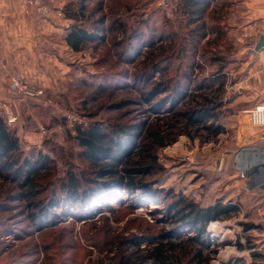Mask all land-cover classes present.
<instances>
[{
    "label": "rangeland",
    "instance_id": "rangeland-1",
    "mask_svg": "<svg viewBox=\"0 0 264 264\" xmlns=\"http://www.w3.org/2000/svg\"><path fill=\"white\" fill-rule=\"evenodd\" d=\"M17 1L24 20L16 31L9 27L6 39L25 45L6 49L0 59V117L17 134L26 156H46L52 168L43 172L51 176L47 190L40 187L32 195L0 171V264H151L159 243L194 234L172 216L177 196L200 206L218 198L247 207L257 202V194L239 193L241 182L231 178L230 163L216 168L232 128H224L220 140L200 126L186 125L183 116L201 99L204 90L198 88L209 85L222 67L226 103L220 122L235 120L239 107L232 99L243 88L231 87L244 72L245 47L263 32L256 24L249 32L236 25L241 0H213L205 15L206 35L199 41L189 36L178 0H47L40 11ZM79 3L85 12L72 20L66 13H77ZM74 24L88 31L99 27V40L72 51L64 37ZM191 41L198 43L195 55ZM190 64L194 72L186 79ZM93 121L134 127L135 146L117 166V175L126 168L144 185L129 191L109 177L82 199L90 189L82 182L73 203L61 192L69 174L95 177L70 136L75 126ZM240 121L246 125L241 132H253L248 113ZM157 135L165 146L146 151L144 145ZM151 153L159 168L143 173L137 167ZM38 200L40 208L34 205ZM247 207L209 223L210 245L202 249L207 264H235V242L245 238L238 223L264 216L263 207ZM189 248L194 253L200 247ZM188 258L171 264H196Z\"/></svg>",
    "mask_w": 264,
    "mask_h": 264
},
{
    "label": "trees",
    "instance_id": "trees-1",
    "mask_svg": "<svg viewBox=\"0 0 264 264\" xmlns=\"http://www.w3.org/2000/svg\"><path fill=\"white\" fill-rule=\"evenodd\" d=\"M83 1V0H82ZM213 0H178L177 7L183 20H186V29L191 36L197 41L203 38L205 34V15L211 8ZM85 12L84 6L78 4L77 13H66L69 18L76 20L78 16H83ZM81 19V18H79ZM194 25V28L188 30L187 25ZM97 31L99 27L95 26L94 30L90 31L77 26L71 25L64 41L66 45L75 52L82 50L88 43L99 40L97 38ZM192 34V35H191ZM195 40V41H196ZM192 43V54L195 55L197 42ZM193 63V62H192ZM194 65L190 64V72L185 75L189 79V75L194 72ZM223 68L220 67L216 74L210 80V84L206 87L200 86L199 90H204L200 96L201 99L195 103V107L189 110L184 116L185 123L188 126L198 127L206 130L212 136H217L219 133L225 131L222 123L220 122L222 116V108L226 101L222 98L224 92L225 76L221 73ZM182 85H176V90H182ZM206 89V90H205ZM207 91V92H206ZM137 131L131 125H113L110 123L104 124L103 122L93 121L87 127L75 126L73 128V135L70 136L71 141L80 149V156L82 159L92 165L93 171L91 172L95 178H86L81 174L79 176L69 174L67 181L61 185L62 193L69 197L74 203L79 199L80 194L78 189L82 182L87 185L88 191L82 193V199L91 194V190L97 186L103 185L101 179L109 178L119 187H124L126 190L131 191L133 187L143 186L144 183L137 181L132 177V171L123 169V175H117V166L121 161L128 158L134 147V139ZM163 136H156L155 140L149 145H144L146 151L153 150L158 147H163ZM132 141L124 145V141ZM149 154L142 159V163L137 167L138 170L146 173L149 169L159 168L157 157L155 154ZM51 160L46 156L37 154L35 157L29 158L24 154L20 146V140L17 134L11 130L6 124L5 120L0 117V171H5L7 177L13 176V179L18 181L22 188L30 191V195L34 191L43 187V192L46 191L45 185L49 183L50 174H43L47 169H51ZM49 185V184H48ZM98 189V188H97ZM159 195V192H155ZM43 203V202H42ZM37 208H40V201L34 202ZM42 207V206H41ZM239 204L236 202L216 199L213 203L200 206L194 202L183 197L177 196L172 201L171 211L175 222L179 224H187L194 233L193 236L186 240L179 242H166L159 243L154 247L151 255V264H171L174 261L180 262L181 258L190 259L191 262L196 264H207V259L202 256V249L209 247V235L207 226L210 222H220L224 219H229L240 213ZM243 231H247L255 226L240 224ZM198 245L200 248L192 252L189 245ZM239 249L242 246L236 243ZM192 247V246H191ZM194 249V248H193ZM183 252L181 255L176 251ZM193 253V254H192ZM254 256V255H253ZM141 264V262L129 263ZM254 264V263H252Z\"/></svg>",
    "mask_w": 264,
    "mask_h": 264
},
{
    "label": "crops",
    "instance_id": "crops-1",
    "mask_svg": "<svg viewBox=\"0 0 264 264\" xmlns=\"http://www.w3.org/2000/svg\"><path fill=\"white\" fill-rule=\"evenodd\" d=\"M241 1L243 11L237 12L239 16L236 18V25H239L238 27H244V29H247L248 32L249 28L253 26L252 24H254V26L257 25L261 28L259 30L263 31L260 36H264V0ZM23 18V6L19 1L0 0V27L1 30L4 31L0 32V59H3V53L6 49H17L18 47H21L20 45H25V43L19 44V42H9L6 39V35L9 33V27L12 26L15 28V31L18 30V28H21V21L24 20ZM256 41L245 47L244 55L246 57L244 59L245 62L243 63L245 67H242L244 72L243 74H239L242 75V77L239 76L237 79H235L234 85L232 86L234 88L231 87V90L233 91H236L237 87H241L243 90L237 91V94L232 99L233 103H236V105L239 107V109L235 112V115H233L235 120L232 122H227L226 124L221 122L224 128H232V133L227 148H224V153H221L222 158L220 166L224 163H230L233 171L235 170L233 175H231V178H233L235 183L241 182L238 189L240 191L239 193H243L245 195L257 194L259 196L257 202L255 204L252 203L248 207L239 200L231 202L238 203L240 209L245 207L250 209H254L255 207H263L262 209L264 215V127H252L254 128L253 132L243 133L241 132V128H245L246 125H242L240 121L241 114L247 113V110L257 104L264 103V53H253L252 49L256 44ZM242 69L240 71H242ZM236 75L238 74L235 73L234 76ZM242 84L243 86H241ZM218 136L221 137L219 138L220 140L225 138V135L222 132L219 133ZM248 144L255 145L262 152L260 153L258 163L251 167L248 174L242 175L235 169L234 156L235 152L241 146ZM241 223L255 227L248 229L247 231L242 230L243 234L245 233V238L240 236L238 239V244L242 246V249H239L236 245L235 264H263L264 216L262 219H257L256 216L250 217L249 219L245 218L243 219V222H239L238 225ZM240 227L242 229L241 225ZM251 230H257V232L248 234V232ZM234 240L235 239L230 240L228 243L233 242ZM236 243L237 242H235V244Z\"/></svg>",
    "mask_w": 264,
    "mask_h": 264
},
{
    "label": "built area",
    "instance_id": "built-area-1",
    "mask_svg": "<svg viewBox=\"0 0 264 264\" xmlns=\"http://www.w3.org/2000/svg\"><path fill=\"white\" fill-rule=\"evenodd\" d=\"M30 7L36 8L37 10H41L43 8V4L47 0H23ZM264 53V47L260 51ZM249 123L254 128H262L264 127V103L257 104L247 110ZM262 151L258 149L253 144H248L241 146L236 152L234 156V166L237 172H240L242 175L248 174L252 166H255L258 163V159L260 153ZM262 211V210H259Z\"/></svg>",
    "mask_w": 264,
    "mask_h": 264
},
{
    "label": "water",
    "instance_id": "water-1",
    "mask_svg": "<svg viewBox=\"0 0 264 264\" xmlns=\"http://www.w3.org/2000/svg\"><path fill=\"white\" fill-rule=\"evenodd\" d=\"M264 47V36H259V38L256 41V44L253 46V53L257 54L261 51V49ZM221 163V158H217L216 160V168L219 169Z\"/></svg>",
    "mask_w": 264,
    "mask_h": 264
}]
</instances>
